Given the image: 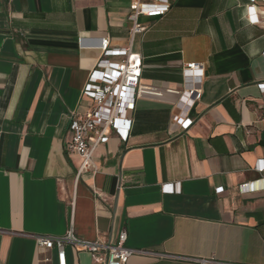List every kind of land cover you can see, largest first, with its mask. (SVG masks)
I'll use <instances>...</instances> for the list:
<instances>
[{
	"label": "crops",
	"instance_id": "1",
	"mask_svg": "<svg viewBox=\"0 0 264 264\" xmlns=\"http://www.w3.org/2000/svg\"><path fill=\"white\" fill-rule=\"evenodd\" d=\"M128 15L127 0H0V264H57L33 237L70 228L102 241L125 231L128 247L161 255L264 264V2L171 0L163 17H140L128 139L111 134L95 152L97 172L77 178L80 161L65 150L70 113L86 109L97 40L129 44ZM187 63L203 66L201 97L180 131L172 119L195 83ZM65 254V264H94Z\"/></svg>",
	"mask_w": 264,
	"mask_h": 264
},
{
	"label": "built area",
	"instance_id": "2",
	"mask_svg": "<svg viewBox=\"0 0 264 264\" xmlns=\"http://www.w3.org/2000/svg\"><path fill=\"white\" fill-rule=\"evenodd\" d=\"M249 1L255 3L259 0ZM260 1L264 2V0ZM127 2L128 18L131 22L129 44L123 48H114L111 47L108 37L97 40V45L94 46L99 51V58L89 70L81 90L82 99L87 101L86 109L83 112L70 113L71 139L65 150L68 155L80 161L76 169L77 178L86 172H97L95 152L99 146L108 142L111 134H115L123 142L128 139L132 124L129 113L134 110L142 69V59L139 54L131 50V42L136 35L146 31V27L139 23L140 17L160 18L166 15L171 7V0H127ZM255 9L254 6L248 8L251 13L249 21L251 24L259 23ZM80 45L89 46L83 41H80ZM182 73L185 78L199 80L203 77V66L187 63L183 66ZM199 84L195 81L180 96L178 105L182 103V110L172 119L173 125L180 131H186L192 126L193 120L189 117V112L193 104L201 97ZM258 87L264 91V83H260ZM261 109L264 112V104ZM247 186L248 184L240 185L239 189L244 190ZM170 187V189L165 188L166 192H178V189H172V185ZM220 191L221 189H217L216 192ZM33 239L37 247L55 251L57 264H65L66 248L87 253L94 264H126L133 256L178 259L198 264H234L214 259L161 255L144 249L131 248L126 245L125 231H120L114 241H102L98 238L83 239L71 228L60 236H34Z\"/></svg>",
	"mask_w": 264,
	"mask_h": 264
}]
</instances>
